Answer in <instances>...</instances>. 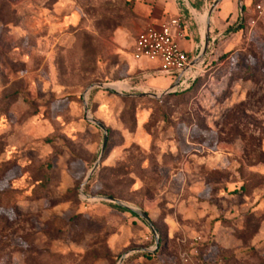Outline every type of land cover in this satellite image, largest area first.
<instances>
[{"label":"rangeland","instance_id":"1","mask_svg":"<svg viewBox=\"0 0 264 264\" xmlns=\"http://www.w3.org/2000/svg\"><path fill=\"white\" fill-rule=\"evenodd\" d=\"M230 7L194 85L155 99L132 0H0V264H264V16ZM84 100L108 137L82 188Z\"/></svg>","mask_w":264,"mask_h":264},{"label":"crops","instance_id":"2","mask_svg":"<svg viewBox=\"0 0 264 264\" xmlns=\"http://www.w3.org/2000/svg\"><path fill=\"white\" fill-rule=\"evenodd\" d=\"M225 1L221 0L220 3L223 4ZM235 1L237 0H229L230 9L234 6ZM247 1L250 4L255 2V0H242L244 4H247ZM212 5L210 6L206 0H199L196 4L189 0H182L181 2L178 0H132V12L136 16L138 23L130 33L133 36L130 49L134 47L136 36L148 26L155 29L167 27L176 38L180 49L191 59L198 58L203 49L205 36L208 35V39H210L211 33H214L215 29L221 25V20L227 15L223 12H217L216 7L211 17L208 18ZM243 10L242 7L241 12ZM240 18L241 16H232L233 22L237 24ZM233 25L228 27L227 30L231 31ZM211 43H213V40L209 41V47ZM206 57L207 54L204 56L202 64ZM135 62L137 63V70L147 78L148 75L158 69L157 62L145 59ZM157 79L166 80L172 86V82L169 79L161 77H157Z\"/></svg>","mask_w":264,"mask_h":264},{"label":"built area","instance_id":"3","mask_svg":"<svg viewBox=\"0 0 264 264\" xmlns=\"http://www.w3.org/2000/svg\"><path fill=\"white\" fill-rule=\"evenodd\" d=\"M253 9L259 18L263 17L264 0H255ZM133 51L135 61L145 59L158 63L157 71L148 75V78L169 79L172 82L171 87L178 81L172 93H182L191 87L200 73L203 60L193 64L197 58L191 59L180 49L176 38L167 27L145 28L136 36Z\"/></svg>","mask_w":264,"mask_h":264},{"label":"water","instance_id":"4","mask_svg":"<svg viewBox=\"0 0 264 264\" xmlns=\"http://www.w3.org/2000/svg\"><path fill=\"white\" fill-rule=\"evenodd\" d=\"M220 2H221V0H217V1L212 5V7H211V9H210V11H209V13H208V18L211 17V14H212L213 11L216 9V7L219 5ZM208 45H209V39H208V35H206V36H205L204 45H203V49H202V51H201L199 57L196 59L195 63H193V64L198 63L199 61H201V60L204 58V56L206 55V52H207ZM177 83H178V81L175 83L174 87L177 85ZM174 87H171L168 91H166L164 94H162V95H160V96H159V95H155V94H151V95H149V96L152 97V98H155V99H159V98H161L163 95H167V94L172 93V90L174 89ZM93 88H100V89L111 90L110 87H107V86H105V85H95V86L90 87V88L87 90L86 94H88V92H89L91 89H93ZM83 103H84V116H85V119H86L89 123L95 125V126L98 127L100 130L103 131V133H104V139H103V145H102L101 155H100L98 161L95 163V165H94V167L92 168V170H91V171L89 172V174L87 175L86 180H85V182H84L83 185H82V188H83V187H84V186L90 181V179L92 178V176L95 174L96 170L98 169V167H99V165H100V163H101V161H102V156H103V153H104V150H105V147H106L107 137H108V133H107L106 129L104 128V126H103L101 123L97 122L95 119H93V118L90 117V115H89V109H88V106H87V103H86L85 100H84ZM102 200H103L104 202H106V203L113 204V205H115V206H118V207L124 208V209H126V210H128V211L133 212L135 215H137L142 221H144V222L148 225V227L150 228V230H151V232H152V234H153V236H154V239H155V249H154V251H156V250L159 248L160 241H159V237H158V235H157V232H156V230L153 228L152 223L150 222L148 216H147L144 212H141V211H139V210H135V209L129 208V207L125 206L124 204H122L121 202H119V201H117V200H114V199H111V198H103ZM136 252H138V251H136ZM142 252H147V251H146V250H142ZM126 257H127V255L121 257V259H120V261H119L118 264H122V263L124 262V260H125Z\"/></svg>","mask_w":264,"mask_h":264},{"label":"trees","instance_id":"5","mask_svg":"<svg viewBox=\"0 0 264 264\" xmlns=\"http://www.w3.org/2000/svg\"><path fill=\"white\" fill-rule=\"evenodd\" d=\"M241 25H242V19L240 18V20H239V23H238V27H241ZM229 32H233L232 30L231 31H229ZM194 85V83L191 85V87ZM190 87V88H191ZM189 88V89H190ZM188 89V90H189ZM187 90V91H188ZM186 92V91H185ZM112 199V198H111ZM114 208H116L117 210H119V211H121V212H129L132 216H134V217H137L133 212H131V211H128V210H126V209H124V208H121V207H114ZM142 256H144V257H147V258H149L150 256H148V255H142Z\"/></svg>","mask_w":264,"mask_h":264},{"label":"bare ground","instance_id":"6","mask_svg":"<svg viewBox=\"0 0 264 264\" xmlns=\"http://www.w3.org/2000/svg\"><path fill=\"white\" fill-rule=\"evenodd\" d=\"M112 89H118V86H111Z\"/></svg>","mask_w":264,"mask_h":264}]
</instances>
